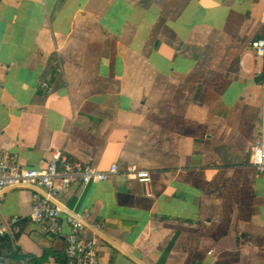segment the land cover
<instances>
[{
	"label": "crops",
	"instance_id": "0c3cea01",
	"mask_svg": "<svg viewBox=\"0 0 264 264\" xmlns=\"http://www.w3.org/2000/svg\"><path fill=\"white\" fill-rule=\"evenodd\" d=\"M259 38L264 0H0V144L34 168L56 150L118 165L65 200L88 212L100 264H264ZM33 207L29 190L0 201V224L20 219L1 264L67 260L69 229L46 234Z\"/></svg>",
	"mask_w": 264,
	"mask_h": 264
},
{
	"label": "built area",
	"instance_id": "2783aa9c",
	"mask_svg": "<svg viewBox=\"0 0 264 264\" xmlns=\"http://www.w3.org/2000/svg\"><path fill=\"white\" fill-rule=\"evenodd\" d=\"M249 46L257 56L264 57V38L252 41ZM12 150V143L0 144V201L11 190L31 191L34 199L31 221L52 237L60 236L64 227L69 229L65 248L68 264H100L95 238H88L86 235L88 212L79 213L65 200L76 185L86 187L112 180L121 174L118 165L112 164L107 171H99L89 163L72 162L61 151L56 150L51 152L45 167L34 168L18 162L10 163ZM252 164L259 174L264 173V126L253 150ZM123 173L144 185L147 195L155 198L149 188L151 176L148 171L131 165ZM182 181V175L178 174L175 182L181 184ZM19 222L20 219L13 218L0 224V240L11 235ZM96 228L100 231L102 225H97Z\"/></svg>",
	"mask_w": 264,
	"mask_h": 264
},
{
	"label": "trees",
	"instance_id": "16d2710c",
	"mask_svg": "<svg viewBox=\"0 0 264 264\" xmlns=\"http://www.w3.org/2000/svg\"><path fill=\"white\" fill-rule=\"evenodd\" d=\"M61 264H68L67 260L61 261Z\"/></svg>",
	"mask_w": 264,
	"mask_h": 264
},
{
	"label": "rangeland",
	"instance_id": "374dc122",
	"mask_svg": "<svg viewBox=\"0 0 264 264\" xmlns=\"http://www.w3.org/2000/svg\"><path fill=\"white\" fill-rule=\"evenodd\" d=\"M251 51H253L252 49H250ZM253 53H255L254 51H253Z\"/></svg>",
	"mask_w": 264,
	"mask_h": 264
}]
</instances>
